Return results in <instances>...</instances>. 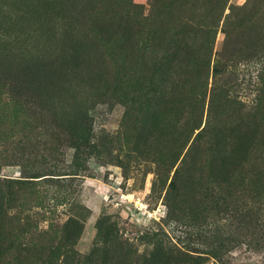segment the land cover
<instances>
[{"label": "rangeland", "instance_id": "1", "mask_svg": "<svg viewBox=\"0 0 264 264\" xmlns=\"http://www.w3.org/2000/svg\"><path fill=\"white\" fill-rule=\"evenodd\" d=\"M0 264H264V0H0Z\"/></svg>", "mask_w": 264, "mask_h": 264}]
</instances>
